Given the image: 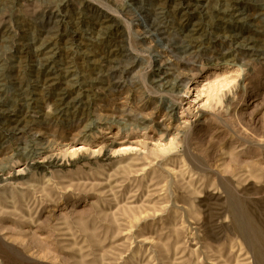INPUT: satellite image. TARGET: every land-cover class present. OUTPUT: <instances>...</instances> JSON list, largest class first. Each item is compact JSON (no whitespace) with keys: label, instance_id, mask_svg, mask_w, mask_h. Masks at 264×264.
<instances>
[{"label":"rangeland","instance_id":"1","mask_svg":"<svg viewBox=\"0 0 264 264\" xmlns=\"http://www.w3.org/2000/svg\"><path fill=\"white\" fill-rule=\"evenodd\" d=\"M200 1L243 19L0 1V264H264V0ZM48 74L82 103L52 112Z\"/></svg>","mask_w":264,"mask_h":264},{"label":"bare ground","instance_id":"2","mask_svg":"<svg viewBox=\"0 0 264 264\" xmlns=\"http://www.w3.org/2000/svg\"><path fill=\"white\" fill-rule=\"evenodd\" d=\"M2 1V0H0ZM180 2H178L177 4L179 5L180 9L181 10H185L186 12L189 13V15L192 17L193 14L195 12H198V13H201V11H204V12H214V15L216 13V16L218 17V19H223L224 17H228V19L230 18L232 21L234 22H239L243 19L242 15H240L236 8L232 5H229L227 6L226 8L224 9H211L210 7H207V4H203L200 0H179ZM6 2V1H5ZM158 2V1H157ZM201 2V3H199ZM158 4V3H157ZM210 6V5H209ZM212 7V6H211ZM243 11V10H242ZM203 12V13H204ZM209 12V13H210ZM213 15V13H212ZM213 15V16H214ZM201 16V15H200ZM203 16V15H202ZM250 16V15H249ZM204 17V16H203ZM208 17V15H207ZM64 19V18H63ZM102 24V23H101ZM243 25V24H242ZM75 26V25H74ZM196 26V25H195ZM108 25H105L104 28L108 29L107 28ZM242 27V26H241ZM24 28V27H23ZM83 28V27H82ZM110 29V28H109ZM196 29V28H195ZM106 32V30H105ZM74 33V32H73ZM9 37L6 36L5 38L3 37L4 40L8 41V42H11L12 43L14 42V40L12 39L10 41V39H8ZM11 38V37H10ZM1 39V40H3ZM20 40V39H19ZM90 40V39H89ZM16 41V40H15ZM31 41V40H29ZM29 41H26V40H22L18 42V43H15V50H17V52H20V53H23L25 55H30L31 53V50H32V46H33V41L32 42H29ZM39 41V40H38ZM38 43V42H37ZM36 43V44H37ZM54 41L52 40H48L44 42H41V44H39L38 48L34 49L35 50V53L39 56H43L45 59L46 62L48 63H53L54 62V57L53 58H50V56L48 55L52 50H54ZM79 50V49H78ZM34 52V51H33ZM58 52V51H57ZM54 55V54H53ZM71 55V54H70ZM4 57V56H3ZM42 57V58H43ZM108 57V56H107ZM106 57V58H107ZM38 58V57H37ZM5 59V58H4ZM57 59V58H56ZM43 60V59H42ZM56 61V60H55ZM61 61V60H60ZM2 62V61H1ZM47 63V64H48ZM7 64V63H6ZM5 63H0V81L2 82V85L4 87V85L6 86V82H7V77L4 75L6 72H7V66H6ZM10 64V63H9ZM46 64V63H45ZM55 66V65H53ZM63 66V65H62ZM61 66V67H62ZM48 67V66H47ZM52 69V67H51ZM63 69V67H62ZM47 72V71H46ZM56 72V71H55ZM60 72V71H59ZM85 72V71H84ZM64 73V72H63ZM70 73V72H69ZM50 74V73H49ZM48 76L46 77V82L49 83L50 85V88H52V90H54L55 88H58V91L52 95V99H51V104L53 105V109H52V112L54 113H61V112H64V111H68L69 109H72V108H75L77 107L80 103H82V99H81V95L80 97L79 96H73L72 95V91L70 90V87L69 85L70 84H67V83H64L61 81V78L59 79H56L55 81V75H52V76ZM52 74V73H51ZM95 76V75H94ZM44 77V76H43ZM58 77V76H57ZM66 79H67V76H66ZM82 79V78H81ZM65 80V79H64ZM72 80V78H71ZM74 80V79H73ZM14 82V81H13ZM16 82V81H15ZM69 82V81H67ZM4 84V85H3ZM8 84V83H7ZM12 85V84H11ZM82 85V84H81ZM18 87V86H17ZM81 87V86H80ZM7 88V87H6ZM11 88V87H10ZM79 88V87H78ZM83 88V86H82ZM8 90V89H7ZM75 90V89H74ZM75 92V91H74ZM3 94V93H2ZM7 94V93H6ZM29 97V96H28ZM9 98V97H8ZM29 99H31L33 101V97H30ZM37 100V99H36ZM50 101V100H49ZM32 105V104H31ZM78 110V109H77ZM8 117L10 118V121L14 124V127L15 129L17 128H20V127H25L26 124H27V119L23 116L20 117L12 112L8 113ZM5 117V116H4ZM41 118V117H40ZM12 124V125H13ZM20 131V130H19ZM1 145V144H0ZM44 152V151H42ZM38 155H40V153H38ZM58 160H56L55 158L53 159H47V165L51 166V165H56L58 162ZM32 169V168H31ZM254 258V257H253Z\"/></svg>","mask_w":264,"mask_h":264}]
</instances>
